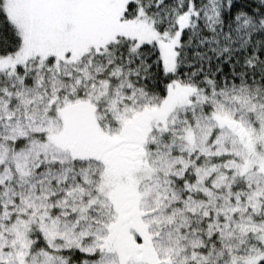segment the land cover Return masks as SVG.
Wrapping results in <instances>:
<instances>
[{
    "label": "snow or ice",
    "instance_id": "snow-or-ice-1",
    "mask_svg": "<svg viewBox=\"0 0 264 264\" xmlns=\"http://www.w3.org/2000/svg\"><path fill=\"white\" fill-rule=\"evenodd\" d=\"M0 264H264V0H0Z\"/></svg>",
    "mask_w": 264,
    "mask_h": 264
}]
</instances>
